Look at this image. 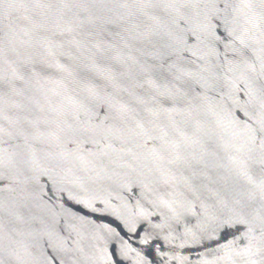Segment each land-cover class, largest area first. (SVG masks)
I'll return each instance as SVG.
<instances>
[{"label":"water","instance_id":"1","mask_svg":"<svg viewBox=\"0 0 264 264\" xmlns=\"http://www.w3.org/2000/svg\"><path fill=\"white\" fill-rule=\"evenodd\" d=\"M0 264H264V0H0Z\"/></svg>","mask_w":264,"mask_h":264}]
</instances>
